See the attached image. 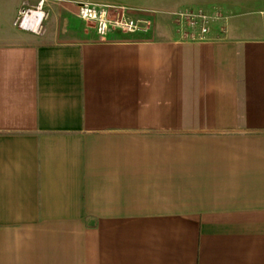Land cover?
Segmentation results:
<instances>
[{
    "label": "crops",
    "instance_id": "1",
    "mask_svg": "<svg viewBox=\"0 0 264 264\" xmlns=\"http://www.w3.org/2000/svg\"><path fill=\"white\" fill-rule=\"evenodd\" d=\"M39 1L0 0V264H264V0H45L25 35Z\"/></svg>",
    "mask_w": 264,
    "mask_h": 264
},
{
    "label": "built area",
    "instance_id": "2",
    "mask_svg": "<svg viewBox=\"0 0 264 264\" xmlns=\"http://www.w3.org/2000/svg\"><path fill=\"white\" fill-rule=\"evenodd\" d=\"M174 16L181 39L192 42H206L211 33L213 21L222 18L219 13L211 14L204 10L178 11ZM48 17L45 0H40L35 7L22 8L14 21V26L24 32L40 35ZM78 17L91 23L102 37L111 32L147 33L152 27L151 20L147 18L131 17L121 8L97 3L80 4Z\"/></svg>",
    "mask_w": 264,
    "mask_h": 264
},
{
    "label": "rangeland",
    "instance_id": "3",
    "mask_svg": "<svg viewBox=\"0 0 264 264\" xmlns=\"http://www.w3.org/2000/svg\"><path fill=\"white\" fill-rule=\"evenodd\" d=\"M48 19H49V17L47 18V20H48ZM87 24L89 25V27H90L91 29H92V28L94 29V27H93V25H92L91 23H87ZM94 30H95V29H94ZM43 31H44V28H43ZM43 31H42V34H43ZM24 34H25V35L28 34V36L31 35L29 32H27V33L25 32ZM40 35H41V34H40Z\"/></svg>",
    "mask_w": 264,
    "mask_h": 264
}]
</instances>
